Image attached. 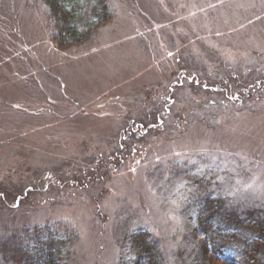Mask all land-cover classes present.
<instances>
[{"label":"rangeland","instance_id":"obj_1","mask_svg":"<svg viewBox=\"0 0 264 264\" xmlns=\"http://www.w3.org/2000/svg\"><path fill=\"white\" fill-rule=\"evenodd\" d=\"M108 8L64 45L47 0H0V264L59 227L70 264H125L137 232L193 264L209 196L264 235V0Z\"/></svg>","mask_w":264,"mask_h":264},{"label":"trees","instance_id":"obj_2","mask_svg":"<svg viewBox=\"0 0 264 264\" xmlns=\"http://www.w3.org/2000/svg\"><path fill=\"white\" fill-rule=\"evenodd\" d=\"M108 1L47 0L59 26L56 38L64 45H72L86 40L100 24L110 17ZM210 197L204 200L196 213V217L199 216L200 220L198 230L201 232V239L197 242L199 254L197 253L195 256L193 264H210L207 257L209 253L225 264H260L261 261L264 262L262 249L264 243L256 244L254 241L259 239L263 241L264 235L257 232L249 234L244 231L245 228L253 227L252 229H254L260 226L258 219L247 216L242 219L236 212L228 210L223 205L224 202L219 199L214 202ZM51 229L54 236L48 238L45 243L40 238L50 237L46 233V229L36 231L38 236L36 234L31 240L38 242L36 244L38 247L40 246L39 250L35 252V256L28 255L20 264H70V261H65L64 258L69 255L72 248L71 233L66 228L59 227L57 228L59 231L54 230L55 228ZM135 237L131 250L123 260L125 264H165L156 241L150 245L145 241L144 236H139V232ZM29 245L31 246V243ZM45 253L48 256L46 260L43 257Z\"/></svg>","mask_w":264,"mask_h":264}]
</instances>
